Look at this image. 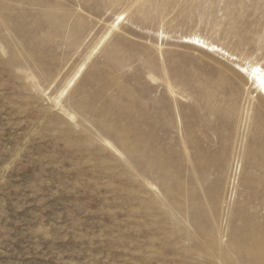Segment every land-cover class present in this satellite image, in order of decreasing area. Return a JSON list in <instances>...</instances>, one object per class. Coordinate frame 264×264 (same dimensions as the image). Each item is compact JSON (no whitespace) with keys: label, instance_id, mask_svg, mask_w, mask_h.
I'll return each instance as SVG.
<instances>
[{"label":"rangeland","instance_id":"1","mask_svg":"<svg viewBox=\"0 0 264 264\" xmlns=\"http://www.w3.org/2000/svg\"><path fill=\"white\" fill-rule=\"evenodd\" d=\"M253 64L264 0H0V264H264Z\"/></svg>","mask_w":264,"mask_h":264},{"label":"bare ground","instance_id":"2","mask_svg":"<svg viewBox=\"0 0 264 264\" xmlns=\"http://www.w3.org/2000/svg\"><path fill=\"white\" fill-rule=\"evenodd\" d=\"M198 40L200 43L201 38H198ZM194 41H195V39H194ZM202 43H204V41ZM194 45H198V44L194 43ZM245 69H247V71H245ZM255 69H260L261 72H264V67H262V65H260V64H253V65H250L249 67H247V66L241 67V71L247 73L248 81H250V80L252 81L255 90L259 93L260 97H262L264 99V87H262V85H261L260 74H256L255 76L253 75Z\"/></svg>","mask_w":264,"mask_h":264},{"label":"snow or ice","instance_id":"3","mask_svg":"<svg viewBox=\"0 0 264 264\" xmlns=\"http://www.w3.org/2000/svg\"><path fill=\"white\" fill-rule=\"evenodd\" d=\"M245 71H247V69H245ZM256 74H260L261 85L264 87V72H261L260 69H255L253 75L255 76Z\"/></svg>","mask_w":264,"mask_h":264}]
</instances>
